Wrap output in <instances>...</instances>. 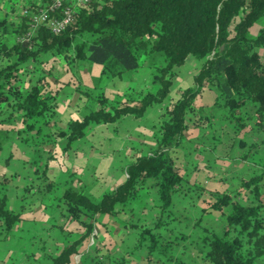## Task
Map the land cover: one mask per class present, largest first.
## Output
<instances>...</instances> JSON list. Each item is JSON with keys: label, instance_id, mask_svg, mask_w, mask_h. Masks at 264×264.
<instances>
[{"label": "trees", "instance_id": "obj_1", "mask_svg": "<svg viewBox=\"0 0 264 264\" xmlns=\"http://www.w3.org/2000/svg\"><path fill=\"white\" fill-rule=\"evenodd\" d=\"M46 4V0H26L22 5L26 14L14 21L0 19V126L18 120L24 141L33 139L43 146L50 140L66 139V149L81 139L90 125L116 122L125 115L142 118L149 108L167 103L158 123L157 146L127 165L124 183L99 200L72 190L59 197L65 205V220L77 222L84 232L51 257V264H74L76 255L93 264H137L108 252L98 254L102 249L96 245L97 235L94 245L88 250L87 246L98 219L116 216L138 199L142 190L156 194L158 209L150 223L128 222L136 249L146 253L144 263L185 264L183 256L189 249L181 244L188 237L178 228L184 216L174 212L172 205L188 195L202 204L191 205L201 216L193 220L192 227L199 230L191 250L204 264L264 261V156L250 175L248 170L230 180L220 177L214 186L206 187L192 176L197 164H191L192 171L187 173L175 152L180 148L188 154L184 146L189 142L188 120L198 113L201 124L207 125L223 110L220 119L236 121V137L244 130L264 132V56L259 54V48L264 47V28L250 34L253 24L264 17V0H90L76 9L72 23L61 33L54 35L42 25L29 41H19L28 31L30 16ZM153 53H161L166 60L155 70L154 91L136 101L129 96L124 102L98 98L97 107L80 121H72L66 131L56 127L59 89L50 82L53 67L37 61L39 56L49 54L55 61L63 60L68 71L76 61L86 60L101 67V79H114L137 70L140 58ZM188 57L203 61L202 65L192 86L173 97V82ZM30 61V67L24 66ZM207 90L215 97L205 114L206 109L197 108L195 99H201ZM258 144L253 141L249 151ZM246 145L239 142L241 148ZM243 155L237 156L238 160L248 159ZM40 179L45 190L52 188L45 169ZM204 215L218 219V231L203 223ZM18 220L0 199L4 237Z\"/></svg>", "mask_w": 264, "mask_h": 264}, {"label": "crops", "instance_id": "obj_2", "mask_svg": "<svg viewBox=\"0 0 264 264\" xmlns=\"http://www.w3.org/2000/svg\"><path fill=\"white\" fill-rule=\"evenodd\" d=\"M25 2L0 0V19L6 17L14 21L24 15L22 5ZM202 62L193 57L187 58L173 82V97L179 90L192 86V78ZM165 64L161 53H153L140 58L137 70L126 72L120 78L101 79V67L89 61H76L70 71L64 62L55 61L52 67L56 69H53L50 82L54 89H59L56 127L66 131L72 121H80L97 107L98 98L124 102L129 96L136 101L141 95L154 91L155 70ZM214 97L213 91H204L197 108L204 107L206 114ZM166 104L149 108L142 118L125 115L116 122L90 125L84 136L66 149V139L50 140L43 146L33 139L24 141L21 133L23 125L18 120L0 126V199L5 200L7 209L19 216L6 237L0 223V264H51V257L74 242L84 230L77 222L65 220V205L59 197L64 191L72 190L99 200L103 194L124 183L127 165L157 146L158 123ZM198 114L188 120L187 131L191 138L197 140L199 135L193 133L204 126ZM211 132L208 127L204 135ZM193 149L198 151L199 145H194ZM175 152L181 167L188 170L186 152L180 148ZM43 169L53 185L48 191L40 179ZM192 176L206 187L214 186L215 181L220 180V176L205 175L200 168H196ZM156 201L153 191L142 190L139 198L116 216H101L95 226L96 245L102 249L98 254L108 252L111 256L124 257L133 263L146 264L143 262L146 253L136 249V237L128 229V222L132 220L137 225L152 222L158 213ZM201 206L198 202L197 207ZM210 217L207 216L203 223L211 226L210 222H217V218ZM191 252L194 256L190 257L187 253L183 256L185 264H204L194 250ZM79 264L93 262L83 258Z\"/></svg>", "mask_w": 264, "mask_h": 264}, {"label": "rangeland", "instance_id": "obj_3", "mask_svg": "<svg viewBox=\"0 0 264 264\" xmlns=\"http://www.w3.org/2000/svg\"><path fill=\"white\" fill-rule=\"evenodd\" d=\"M102 3L103 0H100ZM264 28V17L253 24V26L250 29V34L255 35L257 32ZM259 54L261 56H264V47L259 48ZM42 63L47 62L46 66L49 68L52 66V64L55 62V59L51 57V55H41L39 56L38 60ZM56 62L63 63L64 61L61 59L56 60ZM24 66H31V61L24 64ZM55 66V65H53ZM36 75L39 71V65L36 64ZM53 69H56V67H53ZM181 69V68H180ZM130 73L132 71H129ZM157 88V85L154 86ZM196 105L199 102V98L195 99ZM214 100L212 99V105ZM215 110H213L214 112ZM211 113V112H210ZM224 111L220 110L217 112V117L215 119H210V123L207 125H204L200 127L201 129L196 130L193 135L198 136L199 139L191 138L190 134L188 135L189 142L185 143L186 150L188 154L186 155V160L188 163V172L191 173L192 165H196L197 162H200V164H197L198 168L204 170V174L216 175L223 178H227L228 180L231 179L232 176L241 177L249 170V175L253 169H258V164L260 161V158L264 156V132H246L245 130L239 133V135L236 137V134L234 132V127L236 126V121L226 123L223 121V119H220L221 117H224ZM212 123V124H211ZM211 124V125H210ZM210 127L211 133L210 135H204V132L206 129ZM240 141H245L247 143L245 148H241L239 146ZM257 141L259 142L258 146L253 150L249 151V145L253 142ZM196 143V144H195ZM194 145H199L200 149L196 151L193 149ZM182 151V150H181ZM227 154V155H226ZM248 156V159L246 160H238L237 156ZM254 165L256 166L254 168ZM247 169V170H246ZM246 170V171H245ZM248 175V176H249ZM247 176V178H248ZM246 178V177H245ZM213 179V176H212ZM210 183V181H209ZM264 190V186H263ZM188 201V203H187ZM192 201V202H191ZM196 198L184 197L183 202L177 203L172 205V209L174 212H180L183 214L182 224L178 227L179 230L186 235L187 234V240L184 241L181 246H186L188 256L192 257L194 254L191 252L192 242L195 239V236L197 235V232L199 228H193V220L198 216H200V210L197 215H195V210H193L192 204H196ZM205 215H210V213H206ZM204 215V219L206 218ZM211 215L215 217L216 215L219 217L218 214L215 212H211ZM220 218V217H219ZM211 219V218H210ZM215 219V218H214ZM222 219V218H220ZM212 223V227L218 231V223L216 222H210ZM96 233L97 230L95 229ZM201 232V230H200ZM97 235V234H96ZM176 247L173 246V252L176 251ZM191 252V253H190ZM141 253H139L140 255ZM141 256V255H140ZM191 260V258H190ZM80 261V260H79ZM193 261V260H192ZM191 262V261H190ZM195 263V262H193ZM79 264V263H78ZM256 264H264V261L262 259H259L256 261Z\"/></svg>", "mask_w": 264, "mask_h": 264}, {"label": "built area", "instance_id": "obj_4", "mask_svg": "<svg viewBox=\"0 0 264 264\" xmlns=\"http://www.w3.org/2000/svg\"><path fill=\"white\" fill-rule=\"evenodd\" d=\"M46 7L40 9L38 12L30 16V22L27 33L19 39L21 42H27L35 35L36 30L40 26H46L49 31L57 35L61 33L73 21L74 13L77 8L84 7L90 0H46ZM24 14H26L24 12ZM151 156V153L149 154ZM126 176V175H125ZM94 230L90 236L87 246L88 248L94 245V237L96 236ZM87 250L85 252H87ZM81 255L74 257V264H78Z\"/></svg>", "mask_w": 264, "mask_h": 264}]
</instances>
